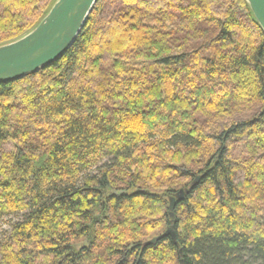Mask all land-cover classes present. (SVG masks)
Instances as JSON below:
<instances>
[{"label":"trees","instance_id":"obj_1","mask_svg":"<svg viewBox=\"0 0 264 264\" xmlns=\"http://www.w3.org/2000/svg\"><path fill=\"white\" fill-rule=\"evenodd\" d=\"M56 1L0 0V45ZM7 215L0 264H264V30L247 0H98L66 54L0 83Z\"/></svg>","mask_w":264,"mask_h":264},{"label":"water","instance_id":"obj_2","mask_svg":"<svg viewBox=\"0 0 264 264\" xmlns=\"http://www.w3.org/2000/svg\"><path fill=\"white\" fill-rule=\"evenodd\" d=\"M98 0H57L40 24L22 38L0 45V83L20 80L50 66L73 46L83 31ZM264 30V0H247ZM199 177L196 178L197 183ZM189 189H180L170 198V215L177 203L183 201ZM176 239L174 227L164 236ZM153 238L149 244L156 243ZM182 252V250H181Z\"/></svg>","mask_w":264,"mask_h":264},{"label":"rangeland","instance_id":"obj_3","mask_svg":"<svg viewBox=\"0 0 264 264\" xmlns=\"http://www.w3.org/2000/svg\"><path fill=\"white\" fill-rule=\"evenodd\" d=\"M21 216L19 215H7L0 217V242L5 238V236L12 230V227L18 221H21ZM81 244L77 246L79 249Z\"/></svg>","mask_w":264,"mask_h":264}]
</instances>
